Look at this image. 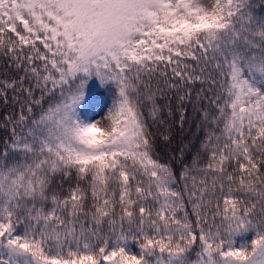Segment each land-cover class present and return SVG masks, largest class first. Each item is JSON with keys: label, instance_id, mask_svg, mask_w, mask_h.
<instances>
[{"label": "snow or ice", "instance_id": "1", "mask_svg": "<svg viewBox=\"0 0 264 264\" xmlns=\"http://www.w3.org/2000/svg\"><path fill=\"white\" fill-rule=\"evenodd\" d=\"M0 264H264V0H0Z\"/></svg>", "mask_w": 264, "mask_h": 264}, {"label": "rangeland", "instance_id": "2", "mask_svg": "<svg viewBox=\"0 0 264 264\" xmlns=\"http://www.w3.org/2000/svg\"><path fill=\"white\" fill-rule=\"evenodd\" d=\"M93 99L91 101V107H93L94 110H99V107L103 105L104 103V97L98 93V90H93Z\"/></svg>", "mask_w": 264, "mask_h": 264}]
</instances>
